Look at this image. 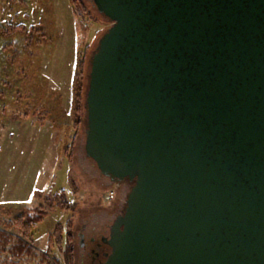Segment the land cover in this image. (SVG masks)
Segmentation results:
<instances>
[{"label":"water","instance_id":"water-1","mask_svg":"<svg viewBox=\"0 0 264 264\" xmlns=\"http://www.w3.org/2000/svg\"><path fill=\"white\" fill-rule=\"evenodd\" d=\"M86 154L133 182L104 264H264V0H93Z\"/></svg>","mask_w":264,"mask_h":264},{"label":"rangeland","instance_id":"rangeland-1","mask_svg":"<svg viewBox=\"0 0 264 264\" xmlns=\"http://www.w3.org/2000/svg\"><path fill=\"white\" fill-rule=\"evenodd\" d=\"M82 1L83 11L71 0H0V231L22 238V228L13 219L26 207L47 212L32 226V241L26 239L34 254L14 257L0 250V264H47L42 254L52 264L54 258L67 264L65 248L48 240L58 223L69 221L73 264H87L78 231L83 224L87 233L93 226L105 231L131 187L103 175L87 156L83 123L72 159L67 156L74 131L76 60L85 56L86 73L98 40L111 24L91 8L90 0ZM40 111L46 113L41 119Z\"/></svg>","mask_w":264,"mask_h":264},{"label":"trees","instance_id":"trees-1","mask_svg":"<svg viewBox=\"0 0 264 264\" xmlns=\"http://www.w3.org/2000/svg\"><path fill=\"white\" fill-rule=\"evenodd\" d=\"M90 1H91L90 4L91 8L97 10L100 16L106 18L103 14H101L98 11L94 1L93 0ZM71 2L73 6H75L77 9H81L82 11L85 9L82 0H71ZM93 20L96 19L93 18ZM91 56L89 59V63L87 67L88 69L86 73L84 72L85 56L82 55L79 61L76 60V65L78 69L76 70L77 72L75 71V76H74L75 78L73 80L74 95H73V103H72V113H73L72 127H74V131L71 134V142L67 146V156L70 159H72L73 148H74V144L76 143L79 127L81 126L82 123L85 126L87 125L86 94L88 90L89 72L91 68ZM84 76L86 78L84 82L85 84H83ZM26 106L27 109H29L28 105ZM38 114H39V118L40 115L42 114L46 115V113L43 111L38 112ZM127 181L131 185L133 184V182L129 181L128 179ZM46 215L47 212L40 208H34V209H30L27 207L24 208L22 212L13 219L14 224H17V226L22 228L23 231L22 238L20 237L15 238L13 235L7 233L4 230L0 231V250L4 252H10L14 257L33 255L34 248H32V246L28 242H26V239L32 241V237H31L32 226L42 221ZM70 224L71 221H69V224L67 225L66 223L62 225L58 223L48 240V241H52V239H55L61 248H65L67 264H73V252H74V235ZM10 226L11 224L9 223V227ZM48 252H51V247L48 249ZM41 260L42 262H47V264H52L51 261H49V258L45 254H42ZM54 260H55V264H60L56 258H54Z\"/></svg>","mask_w":264,"mask_h":264},{"label":"flooded vegetation","instance_id":"flooded-vegetation-1","mask_svg":"<svg viewBox=\"0 0 264 264\" xmlns=\"http://www.w3.org/2000/svg\"><path fill=\"white\" fill-rule=\"evenodd\" d=\"M125 182L130 184L127 180L115 183L122 184ZM130 186L132 185L130 184ZM124 208L125 207L120 210L117 216L119 214H123ZM113 223L108 224V227H106L105 231L102 232L97 231V227L93 226L92 230L87 233V227L85 224H83L81 229L78 231V243L81 248V256L87 264H104L108 254L111 252V246L108 244L107 240L110 237L111 225Z\"/></svg>","mask_w":264,"mask_h":264}]
</instances>
